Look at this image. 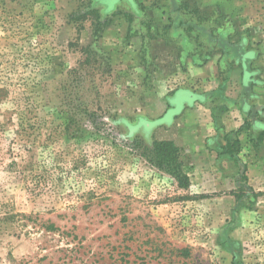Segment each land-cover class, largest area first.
I'll use <instances>...</instances> for the list:
<instances>
[{"label":"rangeland","instance_id":"1","mask_svg":"<svg viewBox=\"0 0 264 264\" xmlns=\"http://www.w3.org/2000/svg\"><path fill=\"white\" fill-rule=\"evenodd\" d=\"M193 21L247 40L259 84H232L264 123V0H0V264H264L261 130L218 187L197 160L179 188L139 147L194 105L180 89L219 85L189 79Z\"/></svg>","mask_w":264,"mask_h":264},{"label":"crops","instance_id":"2","mask_svg":"<svg viewBox=\"0 0 264 264\" xmlns=\"http://www.w3.org/2000/svg\"><path fill=\"white\" fill-rule=\"evenodd\" d=\"M183 57L190 63L197 64L200 61L199 55L183 53ZM191 67L189 72L192 71L194 75H188L189 79L199 82L203 88L206 85L213 86L217 83L219 85L213 89L209 87L202 92H196L191 88L180 89L176 97L179 94H190L191 98L195 100L194 105L180 115L174 113L172 121L166 124L167 135L161 140L173 141L183 150L184 170L190 176L191 182L197 173L193 161L203 160L206 165L205 171L209 172L211 169L214 176L218 177L213 185L218 187L223 181L224 174L229 171L239 172L240 168L239 166L236 168L235 158L243 157V131L237 133L244 124L243 107L241 110L239 105V102H243V95L238 87L234 86L235 89L233 87L234 84L238 85V80L239 84L243 85V79H241L243 69L238 62H235L232 53L224 55L218 50H215L202 65L191 64ZM224 86L226 92L223 89ZM229 87L232 89L231 92L227 91ZM204 95H207L206 98ZM171 100V102L176 101V99ZM174 108L175 106H173ZM208 113L211 115L209 118L212 121H210L212 127L207 124L209 121L205 122ZM201 114L202 120H197L196 116ZM204 130L210 133L213 131V133L202 136L199 132ZM235 134L240 142V152L236 157H233L229 153H225L224 147L227 145L228 139Z\"/></svg>","mask_w":264,"mask_h":264},{"label":"trees","instance_id":"3","mask_svg":"<svg viewBox=\"0 0 264 264\" xmlns=\"http://www.w3.org/2000/svg\"><path fill=\"white\" fill-rule=\"evenodd\" d=\"M189 6L188 3L184 5L177 6L175 8V12L180 14H193L194 11H188ZM192 10V9H191ZM195 10V9H194ZM184 11V12H183ZM94 10L90 9V13H93ZM174 12V13H175ZM197 22V21H195ZM192 22V26L187 28L180 27L175 30L179 37L182 38V43L184 46H192L193 52L192 55L197 56L199 55V63L203 64L207 61V59L214 53V48L219 46V49L215 48L216 50H220L221 53L224 55L230 54L234 51L238 57L235 62H238L241 65L243 72V86L248 91H250L255 85L259 83L255 79V73H248V61L251 60L252 55L246 53L244 50L248 47L247 40L241 39L237 43L230 42L229 39H204L205 37H191L188 33L197 29H203L207 27L198 26V23ZM194 23V24H193ZM170 28V27H169ZM184 31V33H183ZM188 31V32H187ZM202 31V30H201ZM204 34V33H203ZM249 76V77H248ZM247 94V93H246ZM207 95H204L206 98ZM248 97V95H245ZM248 103L245 102V111L247 117L244 120L243 127L238 130L237 133L243 131V133L248 132L250 129L256 128L261 130L259 137L254 139L253 137L250 139L253 146H258L260 142L264 141V123L261 121V117L263 112L259 110L255 106H249ZM249 109V110H247ZM248 116L251 117V120L248 119ZM134 146L138 144V142L133 143ZM139 147H143V157L157 170L170 175L174 178L181 189H188L191 185V180L189 175L184 170V163L182 160V153L183 150L177 146V144L170 140H155L152 145H145L143 142L139 143ZM225 153H229L231 156L236 157L240 152V142L235 134V138L228 139L227 145L224 147ZM242 176H245V174ZM245 178V177H244ZM25 216V215H22Z\"/></svg>","mask_w":264,"mask_h":264},{"label":"water","instance_id":"4","mask_svg":"<svg viewBox=\"0 0 264 264\" xmlns=\"http://www.w3.org/2000/svg\"><path fill=\"white\" fill-rule=\"evenodd\" d=\"M164 122H165V121H160V122H158V123L160 124V123H164ZM158 123H150L149 125H150V126L158 125Z\"/></svg>","mask_w":264,"mask_h":264}]
</instances>
